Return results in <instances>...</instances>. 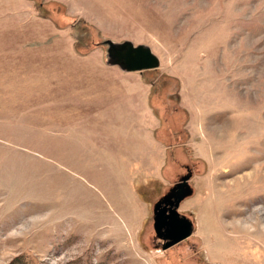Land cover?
<instances>
[{"label": "rangeland", "instance_id": "rangeland-1", "mask_svg": "<svg viewBox=\"0 0 264 264\" xmlns=\"http://www.w3.org/2000/svg\"><path fill=\"white\" fill-rule=\"evenodd\" d=\"M107 39L160 67L109 66ZM137 84L162 169L82 118ZM183 181L193 234L163 249L154 206ZM0 264H264V0H0Z\"/></svg>", "mask_w": 264, "mask_h": 264}, {"label": "crops", "instance_id": "crops-1", "mask_svg": "<svg viewBox=\"0 0 264 264\" xmlns=\"http://www.w3.org/2000/svg\"><path fill=\"white\" fill-rule=\"evenodd\" d=\"M26 1L27 0H21V3L24 5ZM6 5H9L10 7L12 6V4L10 3H7L4 6ZM121 72L126 71L121 69ZM127 73L134 74L135 72ZM119 87V90H121V93H119V95L106 96L104 99H93L97 101L99 105L98 117L93 116V112H95L97 107L92 106V109L90 108V110H82V118H100V125H102V127L104 124V118H114L116 120L115 134L118 135L117 142L121 141V139H119V136L121 135L128 139L127 142L130 145L129 147H125L123 148V150L118 151L114 156V158L120 163V166L129 169L140 166L142 168L148 169L149 167L153 166L152 157L154 155H159L160 167L162 169L165 164V159L162 154L158 153V151L162 149L161 146H158L159 142L155 137L157 118L154 114L153 107L150 104L149 88L147 87V85L142 86L140 84H137L134 89L130 88V94H128V96H124V86L119 85ZM83 99H85V101L90 100V98L86 97ZM75 110L76 108H69V114H71L73 111L75 112ZM87 113L89 114V116H87ZM91 113L93 117H90ZM110 114L115 115L113 116ZM115 159L108 158V160Z\"/></svg>", "mask_w": 264, "mask_h": 264}, {"label": "water", "instance_id": "water-1", "mask_svg": "<svg viewBox=\"0 0 264 264\" xmlns=\"http://www.w3.org/2000/svg\"><path fill=\"white\" fill-rule=\"evenodd\" d=\"M107 48V63L109 65L118 66L126 72H143L159 68L161 65L160 57L153 51L151 46L147 44H135L131 40L122 42H115L110 39L104 41ZM184 195H181L176 201V207L179 206ZM166 200L159 201L154 208L155 213V230L157 234L167 240L163 249H168L173 245L189 238L193 234L194 224L186 216L180 215L178 210L171 208L173 213V222H167L164 219L165 208L168 204L173 206L174 202L165 203L164 208L162 204ZM166 228V232L163 231Z\"/></svg>", "mask_w": 264, "mask_h": 264}, {"label": "flooded vegetation", "instance_id": "flooded-vegetation-1", "mask_svg": "<svg viewBox=\"0 0 264 264\" xmlns=\"http://www.w3.org/2000/svg\"><path fill=\"white\" fill-rule=\"evenodd\" d=\"M188 189H189V187H188V183H187V181H183V182H181V183H179L174 189H172L171 190V192L170 193H168V194H166V195H164L159 201H161V200H166V202H164L163 204H162V208H164V206H165V203H171V202H174L173 203V206H171L170 204H168V206H167V208H165V212H164V219L165 220H167V222H173V220H174V217H172L173 216V213L170 211V209L171 208H173V209H176V210H178V212L180 213V215H186V214H184V213H182L181 211H180V205H181V202H180V204H179V206L178 207H176V201L179 199V197L181 196V195H184V197H185V195H186V193H187V191H188ZM183 200V199H182ZM181 200V201H182ZM159 201H157L156 202V204L159 202ZM155 204V205H156ZM154 208H155V206H154ZM153 213H154V211H153ZM187 216V215H186ZM188 217V216H187ZM189 218V217H188ZM190 219V218H189ZM191 220V219H190ZM192 222H193V220H191ZM193 224H194V222H193ZM153 225H154V229H155V213L153 214ZM194 226V225H193ZM163 231H165L166 232V228H164V230ZM155 232H156V230H155ZM156 235L158 236V238L159 239H161L163 242H162V246H164V244H165V242L167 241V240H165L164 238H161L158 234H157V232H156ZM186 240V239H185ZM185 240H183V241H185ZM183 241H181V242H183ZM180 242V243H181ZM180 243H178V244H180ZM177 245V244H176ZM173 246H175V245H173ZM173 246H171V247H173Z\"/></svg>", "mask_w": 264, "mask_h": 264}]
</instances>
